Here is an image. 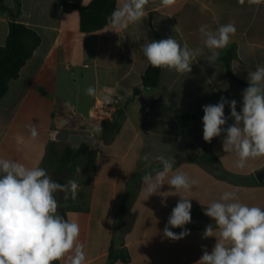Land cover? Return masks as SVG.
<instances>
[{
    "label": "crops",
    "instance_id": "1",
    "mask_svg": "<svg viewBox=\"0 0 264 264\" xmlns=\"http://www.w3.org/2000/svg\"><path fill=\"white\" fill-rule=\"evenodd\" d=\"M3 1L14 9L13 0ZM65 1L87 5L92 0ZM122 2L117 0L116 8ZM19 4L17 21L34 30L40 44L0 98V157L44 168L53 160L48 145L64 142L54 140L62 120L68 128L72 123L77 128L89 124L90 136L83 144L94 154L93 165L80 179L76 198H70L71 209L61 211L80 226L85 264H195L204 249L210 252L216 243L215 237L203 238L206 226L213 223L215 229L204 208L223 192L235 191L239 202L264 209V180H257L264 171V157L237 168L236 154L223 151L224 134L207 143L202 123L203 107L217 104L221 97L236 100L241 110L248 72L264 65V3L175 0L164 7L160 0H149L140 22L126 30L108 24L92 33H82L79 13L64 11L57 0ZM9 22L10 17L0 12V45L5 44ZM228 23H234L236 33L210 65L199 28L207 24L216 30ZM169 37L181 46L186 42L191 49L203 48L204 53L193 57L191 73L160 69L152 96L144 94L159 99L146 112L134 94L135 88L142 92L149 65L142 45ZM89 86L96 90L94 97L85 94ZM114 100L120 109L104 138L101 126L88 119L89 112L97 101ZM224 111L227 128L234 120L229 105ZM185 115L182 129L179 117ZM32 126L38 131L35 139ZM161 155L172 160L173 171L148 197L142 180L162 170L155 159ZM177 171L197 181L191 191L176 192L168 185ZM182 198L192 204V221L184 226L190 234L172 241L163 236V229Z\"/></svg>",
    "mask_w": 264,
    "mask_h": 264
},
{
    "label": "clouds",
    "instance_id": "2",
    "mask_svg": "<svg viewBox=\"0 0 264 264\" xmlns=\"http://www.w3.org/2000/svg\"><path fill=\"white\" fill-rule=\"evenodd\" d=\"M149 0H123L107 18L113 29L126 30L129 25L140 22L145 16ZM164 7L174 5L175 0H160ZM243 5L245 0H238ZM249 5H260L264 0H247ZM115 32V31H114ZM204 47L212 63L219 57V50L228 46L235 35L234 23L221 25L213 30L204 24L199 28ZM143 55L153 68H166L178 73H191L194 56L203 55L204 49L183 46L172 37L152 40L142 45ZM248 87L242 92L243 106L237 111L236 100L221 97L215 105L203 107V139H212L224 134L223 151L234 152L238 157L236 167L243 169L249 159L264 157V65L248 72ZM88 96L96 90L89 86ZM230 107L234 123L224 128L228 117L225 105ZM35 139L38 131L30 128ZM143 159L147 160L148 156ZM163 165L153 176L146 174L142 183L148 197L161 189L168 174L173 171L172 160L163 155L155 157ZM77 172H81L78 167ZM197 181L177 171L168 181L176 192L191 191ZM78 183L68 180L60 184L52 180L46 169L26 167L19 161L0 157V264H85L84 245L79 242L80 226L58 212L57 192L75 199ZM190 199L182 198L172 209L163 236L179 241L190 234L184 226L191 223ZM204 214L215 222L206 226L203 238L215 237L216 243L209 252L206 248L195 264H264V209L239 202L235 191H225L218 200L204 208ZM171 228H180L179 234Z\"/></svg>",
    "mask_w": 264,
    "mask_h": 264
},
{
    "label": "trees",
    "instance_id": "3",
    "mask_svg": "<svg viewBox=\"0 0 264 264\" xmlns=\"http://www.w3.org/2000/svg\"><path fill=\"white\" fill-rule=\"evenodd\" d=\"M15 7L14 9L8 8L3 0H0V12L7 14L10 17L8 23V32L4 45H0V98L5 94L8 88V83L18 77L19 71L28 59L31 58L33 52L40 44V37L31 28L25 26L17 21V17L20 14L19 0H13ZM64 11L76 10L79 13L80 21L79 28L82 33H92L103 29L108 25L107 18L116 9L117 0H92L87 5H77L66 2L65 0H57ZM223 60L225 63L228 62V57L224 56ZM161 68H153L148 65L146 73L142 77V86H146L152 81L153 86L156 84V80ZM149 73H154V76L150 77ZM248 87V86H247ZM246 87V88H247ZM134 94H142L140 88L134 89ZM152 96V95H150ZM188 116L179 117L181 128H184L186 119ZM111 123V122H110ZM110 123L101 124L102 136L107 137V127ZM73 125V123H72ZM57 143L51 142L48 145V151L50 157L56 158L55 147ZM86 145L73 150L69 146H66L60 158L56 161V170L61 171L65 166H69L68 173L72 174L79 167L81 168L82 163L80 156L85 154ZM89 157V168L93 165V153H88ZM191 159V158H189ZM236 182L245 184V179H236ZM71 209V208H67ZM60 214H64L60 211ZM59 264V261L55 262Z\"/></svg>",
    "mask_w": 264,
    "mask_h": 264
},
{
    "label": "rangeland",
    "instance_id": "4",
    "mask_svg": "<svg viewBox=\"0 0 264 264\" xmlns=\"http://www.w3.org/2000/svg\"><path fill=\"white\" fill-rule=\"evenodd\" d=\"M55 136V135H54ZM66 142H62L60 144H58L55 147V153H56V158H52V162H50L49 164L47 163L46 166L44 167V169H46L47 173L51 176L52 180H54L55 182H58L60 184H65L67 183L68 180H75L77 181V183H80V179H84V177L88 174L90 168H89V157L87 154V149H85V154H83L82 156H80V160L82 163L81 166V172H77V170L75 172H73L72 174L68 173V169L69 166H65L60 172L56 170V161L58 158H60L61 154L63 153L65 147H66ZM55 198L58 201V212L60 213V211H62L63 209L68 207V204H71L70 201V196L69 198L66 200L64 199V193L62 192H57L55 194Z\"/></svg>",
    "mask_w": 264,
    "mask_h": 264
},
{
    "label": "water",
    "instance_id": "5",
    "mask_svg": "<svg viewBox=\"0 0 264 264\" xmlns=\"http://www.w3.org/2000/svg\"><path fill=\"white\" fill-rule=\"evenodd\" d=\"M149 76H154V73H149ZM142 92L149 96L154 92V87L152 81H150L146 86L142 88ZM66 125V120H62L59 125L58 131L54 136L55 141H64L68 142L69 146L73 150H77L80 148L81 144L87 141V138L90 136V126L89 124H85L82 128L75 127L73 124L70 128L64 127ZM257 180L262 182L264 180V171H262L258 176Z\"/></svg>",
    "mask_w": 264,
    "mask_h": 264
},
{
    "label": "built area",
    "instance_id": "6",
    "mask_svg": "<svg viewBox=\"0 0 264 264\" xmlns=\"http://www.w3.org/2000/svg\"><path fill=\"white\" fill-rule=\"evenodd\" d=\"M136 98L146 112H149L152 105L159 99L158 97L148 99L144 96V93L137 95ZM119 109L120 106L117 100L111 102L97 101L92 106L88 119L101 126L103 123L112 122Z\"/></svg>",
    "mask_w": 264,
    "mask_h": 264
}]
</instances>
